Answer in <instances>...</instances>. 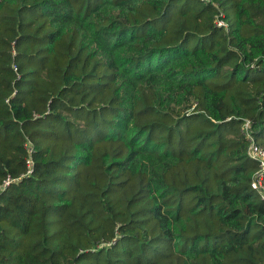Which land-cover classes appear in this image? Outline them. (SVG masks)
<instances>
[{
    "label": "trees",
    "instance_id": "obj_1",
    "mask_svg": "<svg viewBox=\"0 0 264 264\" xmlns=\"http://www.w3.org/2000/svg\"><path fill=\"white\" fill-rule=\"evenodd\" d=\"M245 120L264 0H0V264H264Z\"/></svg>",
    "mask_w": 264,
    "mask_h": 264
},
{
    "label": "built area",
    "instance_id": "obj_2",
    "mask_svg": "<svg viewBox=\"0 0 264 264\" xmlns=\"http://www.w3.org/2000/svg\"><path fill=\"white\" fill-rule=\"evenodd\" d=\"M217 26H225V23L217 19ZM13 69L15 72H17L15 66H13ZM243 133L246 137V140L248 141L246 154L248 158L258 164V170L252 175L250 186L260 196L261 199H264V149L255 142V139L251 133V123L248 120H245L243 124ZM27 164L30 166V161H27ZM9 183L10 180L4 181L2 188H6Z\"/></svg>",
    "mask_w": 264,
    "mask_h": 264
}]
</instances>
